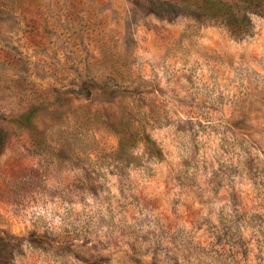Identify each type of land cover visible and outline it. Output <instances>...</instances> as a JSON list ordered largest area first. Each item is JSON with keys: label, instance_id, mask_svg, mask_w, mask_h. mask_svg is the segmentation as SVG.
Masks as SVG:
<instances>
[{"label": "rangeland", "instance_id": "rangeland-1", "mask_svg": "<svg viewBox=\"0 0 264 264\" xmlns=\"http://www.w3.org/2000/svg\"><path fill=\"white\" fill-rule=\"evenodd\" d=\"M0 264H264V0H0Z\"/></svg>", "mask_w": 264, "mask_h": 264}, {"label": "trees", "instance_id": "trees-1", "mask_svg": "<svg viewBox=\"0 0 264 264\" xmlns=\"http://www.w3.org/2000/svg\"><path fill=\"white\" fill-rule=\"evenodd\" d=\"M221 8H218L216 11L212 12V16L214 18H218L221 21H223L225 24L228 25L229 30L234 35H247L249 34V30L252 26V22L250 19V13L255 12L254 9L250 8V4L245 8L243 12V20H241V17L239 14L232 8L227 7L226 4H220ZM146 143L148 144V147H152V152H154L155 156H161L162 151L161 149L156 146V142L152 140L150 137L146 136Z\"/></svg>", "mask_w": 264, "mask_h": 264}]
</instances>
